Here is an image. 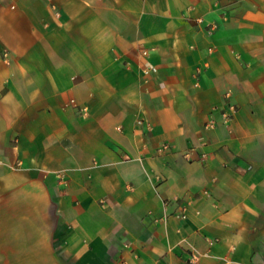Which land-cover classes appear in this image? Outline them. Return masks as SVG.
Segmentation results:
<instances>
[{
  "label": "crops",
  "instance_id": "1",
  "mask_svg": "<svg viewBox=\"0 0 264 264\" xmlns=\"http://www.w3.org/2000/svg\"><path fill=\"white\" fill-rule=\"evenodd\" d=\"M192 255L264 264V0H0V264Z\"/></svg>",
  "mask_w": 264,
  "mask_h": 264
},
{
  "label": "built area",
  "instance_id": "2",
  "mask_svg": "<svg viewBox=\"0 0 264 264\" xmlns=\"http://www.w3.org/2000/svg\"><path fill=\"white\" fill-rule=\"evenodd\" d=\"M146 54V53H144ZM143 123L142 120H137V124L138 125H141ZM195 260H196V256L195 255H192V260H191V263L194 264L195 263Z\"/></svg>",
  "mask_w": 264,
  "mask_h": 264
}]
</instances>
